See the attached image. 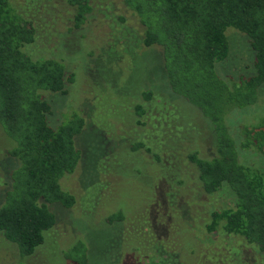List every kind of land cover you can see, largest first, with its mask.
I'll return each instance as SVG.
<instances>
[{
    "label": "trees",
    "instance_id": "1",
    "mask_svg": "<svg viewBox=\"0 0 264 264\" xmlns=\"http://www.w3.org/2000/svg\"><path fill=\"white\" fill-rule=\"evenodd\" d=\"M121 1L142 26V45L160 50L169 90L197 114L181 115L177 110L184 108L169 103L162 121L169 117L174 127L155 132L150 146L130 143L129 152L144 148L153 160L152 178L136 189L141 201L108 208L104 222L116 225L115 232L97 253H90L87 239L76 237L64 245L63 256L70 264H264V168L240 159L248 149L264 156V118L235 127L225 117L227 108L254 104L264 83V0ZM65 2L72 29L93 10L92 0ZM45 24L46 18H33L13 0H0V180L6 185L0 233L20 257L34 253L55 226L53 205L76 204L61 179L80 162L76 137L86 126L84 115L72 107L60 123H49L48 95H67L78 73L60 57L32 54L30 46ZM228 27L249 37L250 75L234 79L216 73L229 52ZM153 88L141 91V101L123 105L129 121L145 124L141 117ZM119 106L113 102L110 116L122 117L111 114ZM167 136L174 145L167 144ZM223 191L231 194L225 204L219 202Z\"/></svg>",
    "mask_w": 264,
    "mask_h": 264
},
{
    "label": "rangeland",
    "instance_id": "2",
    "mask_svg": "<svg viewBox=\"0 0 264 264\" xmlns=\"http://www.w3.org/2000/svg\"><path fill=\"white\" fill-rule=\"evenodd\" d=\"M13 3L23 6L33 18L47 19V24L38 28V37L30 46V51H34L32 54L35 57H60L67 67L78 73L75 82L69 85L67 95H48L52 106L49 123L57 125L73 108L84 115L86 126L76 137L82 152L80 162L74 172L61 179L62 186L75 195L76 204L70 209L52 206L58 220L46 232L44 243L29 256L20 257L15 245L0 233V259H3L2 264H15L18 260L26 264H70L62 254L64 245L79 237L90 243V253H97L104 247L107 236L115 232L112 231L116 225L108 226L104 222L108 208L114 202L120 208H127L132 203L138 206L141 201L136 189L152 178L150 162L153 160L144 148L129 152L130 143L142 140L150 146L156 142L152 136L155 132L174 127L169 117L167 122L162 121V112H166L169 103L184 108L177 110L181 115L188 113L189 117H195L197 113L188 110L181 98L169 90L160 50L156 46L142 45V26L121 0H92L93 10L84 23L74 29L65 0H13ZM120 15L126 21H121ZM225 35L229 52L226 59L217 64V75L237 79L241 74H252L254 51L249 37L234 27H228ZM150 82L157 89L151 87ZM148 88L154 89V95L145 102V114L141 117L145 124L139 125L131 118L129 121L123 105L141 101V91ZM99 100L100 104L97 103ZM114 101L120 106L111 114L119 112L120 119L108 113L114 108ZM225 117L235 127L238 122L263 119L264 83L258 89L254 104L227 108ZM182 118L174 116L173 120ZM170 137L167 136V144L174 145V139ZM171 149L178 148L168 147V151ZM168 154L165 157H169ZM240 159L252 168H264V156L254 150L241 151ZM138 167L142 168V173L134 172ZM5 189L6 185L0 180V200ZM223 192L219 202L225 204L231 194ZM97 258L101 261L100 256Z\"/></svg>",
    "mask_w": 264,
    "mask_h": 264
}]
</instances>
